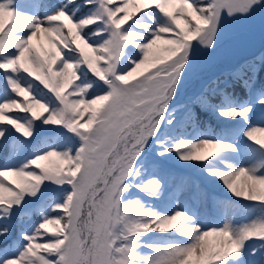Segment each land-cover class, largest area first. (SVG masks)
Here are the masks:
<instances>
[{"label": "snow or ice", "instance_id": "obj_1", "mask_svg": "<svg viewBox=\"0 0 264 264\" xmlns=\"http://www.w3.org/2000/svg\"><path fill=\"white\" fill-rule=\"evenodd\" d=\"M0 264H264V0H0Z\"/></svg>", "mask_w": 264, "mask_h": 264}, {"label": "rangeland", "instance_id": "obj_2", "mask_svg": "<svg viewBox=\"0 0 264 264\" xmlns=\"http://www.w3.org/2000/svg\"><path fill=\"white\" fill-rule=\"evenodd\" d=\"M231 39L222 50L220 60L230 63L241 57L258 52L261 46L258 22L255 27L238 25L230 28ZM191 83L185 88V94L191 91Z\"/></svg>", "mask_w": 264, "mask_h": 264}, {"label": "trees", "instance_id": "obj_3", "mask_svg": "<svg viewBox=\"0 0 264 264\" xmlns=\"http://www.w3.org/2000/svg\"><path fill=\"white\" fill-rule=\"evenodd\" d=\"M212 126L214 127L215 125L213 124Z\"/></svg>", "mask_w": 264, "mask_h": 264}]
</instances>
